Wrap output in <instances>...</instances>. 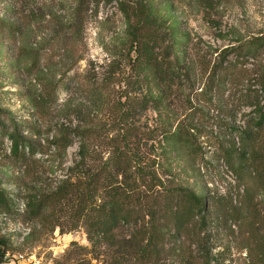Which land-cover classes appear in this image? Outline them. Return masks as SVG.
Masks as SVG:
<instances>
[{"label": "rangeland", "instance_id": "rangeland-1", "mask_svg": "<svg viewBox=\"0 0 264 264\" xmlns=\"http://www.w3.org/2000/svg\"><path fill=\"white\" fill-rule=\"evenodd\" d=\"M262 110L264 0H0L3 262L264 264Z\"/></svg>", "mask_w": 264, "mask_h": 264}, {"label": "trees", "instance_id": "trees-1", "mask_svg": "<svg viewBox=\"0 0 264 264\" xmlns=\"http://www.w3.org/2000/svg\"><path fill=\"white\" fill-rule=\"evenodd\" d=\"M258 122H259L258 123L259 125H262L264 123V110H262ZM19 145H20L19 140H15V144H14V151L15 152H18ZM176 190H179L182 193L186 192L185 200L189 204V208L187 209L185 215H190L191 213L193 214V211L196 207H199L201 209V211H203L202 206H201L202 205V199L195 192L189 191V189H187V188H176ZM0 192H1L0 204L3 203L5 210H10V205L8 203V199H4V197H2V194L4 193V191H0ZM174 214L179 215L180 213H178V211H176ZM127 216H128V214H125L123 217L124 221H126V222H128ZM181 216H182V214H181ZM2 256H3V253L1 252V249H0V264H7V263L3 262Z\"/></svg>", "mask_w": 264, "mask_h": 264}]
</instances>
